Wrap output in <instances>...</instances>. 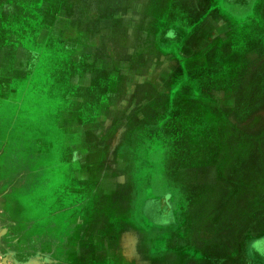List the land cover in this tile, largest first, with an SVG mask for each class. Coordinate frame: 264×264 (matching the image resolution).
I'll return each instance as SVG.
<instances>
[{
	"label": "rangeland",
	"instance_id": "rangeland-1",
	"mask_svg": "<svg viewBox=\"0 0 264 264\" xmlns=\"http://www.w3.org/2000/svg\"><path fill=\"white\" fill-rule=\"evenodd\" d=\"M3 23L0 264H87L84 212L124 153L237 115L264 137V0H6Z\"/></svg>",
	"mask_w": 264,
	"mask_h": 264
},
{
	"label": "crops",
	"instance_id": "crops-1",
	"mask_svg": "<svg viewBox=\"0 0 264 264\" xmlns=\"http://www.w3.org/2000/svg\"><path fill=\"white\" fill-rule=\"evenodd\" d=\"M0 17L6 31V0ZM240 117L223 136L210 125L215 135L200 147L124 153L106 180L101 169L97 215L84 212L96 229L85 228L87 264H264V137Z\"/></svg>",
	"mask_w": 264,
	"mask_h": 264
}]
</instances>
